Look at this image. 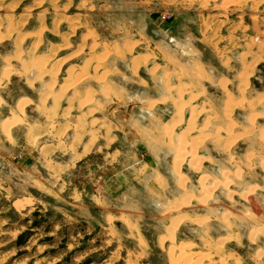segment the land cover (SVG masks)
<instances>
[{"label":"rangeland","instance_id":"374dc122","mask_svg":"<svg viewBox=\"0 0 264 264\" xmlns=\"http://www.w3.org/2000/svg\"><path fill=\"white\" fill-rule=\"evenodd\" d=\"M0 264H264V0H0Z\"/></svg>","mask_w":264,"mask_h":264},{"label":"crops","instance_id":"0c3cea01","mask_svg":"<svg viewBox=\"0 0 264 264\" xmlns=\"http://www.w3.org/2000/svg\"><path fill=\"white\" fill-rule=\"evenodd\" d=\"M85 156L78 158L76 160H74L75 164H79ZM33 158L29 157L27 154L25 156H19V158H15L13 159L12 163L14 166V170H15V175L16 177L18 176V179L20 178V176H22L23 174H26L23 170L27 169V179H26V183H27V187L26 190H28L29 193L31 192H41V190L38 188V185H42L43 189H49L51 191V193L53 195H57L60 196L62 194L65 193L66 191V198L67 199H72V203L77 202V200L74 198L75 196H79L82 197V192L81 190H79V188H77L74 184H72L67 177H64V172L65 171H69V170H73V166L69 167V169H64L63 172L60 173L59 176H61L60 178V183H59V188L57 190H52L50 189V187L46 186V183H44L43 181H41V179L35 175H31L30 172H28V168H30L31 166V160ZM21 171L23 173H21ZM106 186H105V195L106 197H111L113 195L122 193L126 190V179L122 174L119 173H115L112 174L108 177V179L105 181ZM20 186V185H19ZM29 187V188H28ZM20 188L22 189L23 187L20 186ZM18 189V187H17ZM23 192L24 189H22ZM63 192V193H62ZM26 193V192H25ZM28 193V194H29ZM29 196H31L30 199L36 200L35 197H33L31 194H29ZM25 199H28L27 197ZM103 199H105V197H103ZM15 203V201H13V204ZM29 206L26 205L25 208H28ZM76 238V237H75ZM74 239V238H73Z\"/></svg>","mask_w":264,"mask_h":264},{"label":"bare ground","instance_id":"6f19581e","mask_svg":"<svg viewBox=\"0 0 264 264\" xmlns=\"http://www.w3.org/2000/svg\"><path fill=\"white\" fill-rule=\"evenodd\" d=\"M245 72H246V71H245ZM4 74H5V75H4L5 77H8V74H9V73H8V71H7V72L5 71ZM244 76H245V73H244ZM2 78H3V77H2ZM245 79H246V78H245ZM225 80H226V79H225ZM221 85L224 86V85H225V82L221 83ZM51 86H52V85H51ZM70 86H71V85H70ZM243 86H244V85H243ZM68 87H69V86H68ZM224 88H225V87H224ZM180 94H181V93H180ZM182 96H183V95H182ZM47 97H48V96H47ZM176 101H177V100H176ZM231 103H232V102H231ZM20 104H21V103H20ZM227 105H229V104H227ZM22 108H23V107L21 106V109H22ZM226 110H227V109H226ZM20 111H21V110H20ZM46 111H47V110H46ZM200 111H201V110H200ZM179 112H180V111H179ZM227 117H228V116H227ZM176 119H177V118H176ZM207 120H208V119H207ZM7 126H8V125H7ZM193 128H195V127H193ZM6 129H8V128H6ZM190 129H191V128H190ZM192 130H193V129H192ZM192 130H191V131H192ZM5 132H6V131H5ZM7 132H8V131H7ZM200 138H201V137H200ZM186 142H187V141H186ZM191 145H192V144H191ZM196 149H197V148H196ZM63 150H64V149H63ZM185 154H186V153H185ZM185 154H184V155H185ZM192 155H194V154H192ZM182 156H183V155H182ZM182 156L180 155L179 158H181ZM189 156H190V155H189ZM184 157H186V156H184ZM184 157L181 158V159L184 160ZM190 157H192V156H190ZM177 158H178V157H177ZM174 160H175V159H174ZM183 160H182V161H183ZM179 161H180V160H179ZM191 161H192V160H191ZM193 162H194V161H193ZM194 164H195V163H194ZM194 164H193V165H194ZM191 165H192V164H191ZM179 166H180V164H179ZM179 166H178V164H177L176 166H174V167H175L174 170H175L176 174L178 173V175H179V173H180V172H179V170H180V169H179ZM194 166H195V165H194ZM196 168H198V167H196ZM181 175H182V174H181ZM179 176H180V175H179ZM180 177H181V176H180ZM202 180H204V179L202 178ZM201 182H202V181H201ZM201 182H200V183H201ZM201 184H203V183H201ZM16 207H17V208H21L22 205L19 204V203H17V204H16ZM177 226H178V223H177L176 220H175V221L172 222L171 226L168 228L169 233H170V235H171V237H170L171 240H173L172 235H173V232L175 231V229H176ZM166 236H167V235H166ZM161 240L163 241V239H161ZM185 245H186V244H185Z\"/></svg>","mask_w":264,"mask_h":264}]
</instances>
